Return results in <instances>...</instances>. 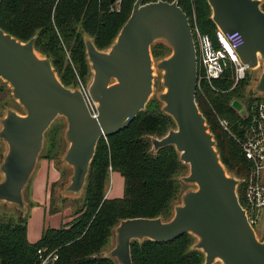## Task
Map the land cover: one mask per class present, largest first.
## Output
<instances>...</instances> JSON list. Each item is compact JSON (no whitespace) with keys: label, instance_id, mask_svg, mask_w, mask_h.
Returning <instances> with one entry per match:
<instances>
[{"label":"water","instance_id":"obj_1","mask_svg":"<svg viewBox=\"0 0 264 264\" xmlns=\"http://www.w3.org/2000/svg\"><path fill=\"white\" fill-rule=\"evenodd\" d=\"M207 3L218 29L242 36L243 45L236 54L247 70L264 65L262 1ZM156 42L171 51L156 69L162 73L164 92L158 96L162 112L172 118L175 129L160 139H151L152 149L173 146L180 162L188 166V175L181 181L197 188L182 195L169 221H121L114 230L115 246L106 256L117 264H132V241L167 243L190 234L197 240L193 248L204 254V264H264V239L259 241L249 225L237 198L238 180L222 164L195 102L196 52L189 20L176 2L144 4L136 0L130 17L106 51H98L86 39L92 72L87 90L95 116L79 89L63 86L50 60L37 54L34 39L21 43L0 28V79L10 86L13 99L25 112L19 115L7 110L0 119V141L7 147L0 164V203L21 212L25 209L23 191L43 148L45 132L57 117H63L67 124L68 148L63 161L72 169L65 192H82L98 140L127 128L149 101L153 86L151 47ZM253 90L264 95V66ZM232 107L244 115L238 102L233 101Z\"/></svg>","mask_w":264,"mask_h":264},{"label":"trees","instance_id":"obj_2","mask_svg":"<svg viewBox=\"0 0 264 264\" xmlns=\"http://www.w3.org/2000/svg\"><path fill=\"white\" fill-rule=\"evenodd\" d=\"M157 1L143 0V3ZM160 1L176 2L189 22L193 5L197 28L214 40L216 26L207 0ZM135 2L121 0L119 11L111 12L110 0H1L0 28L21 43L34 39L35 51L50 60L63 86L73 89L79 81L85 85L83 77L89 72L86 39L98 51L108 50L130 17ZM261 10L264 12V1ZM162 46L169 53L170 49ZM154 48L155 45L151 47V55ZM233 73L234 67L229 66L222 78L214 81L215 90L202 81L200 89H196L195 102L227 172L245 178L251 165L232 135L241 137L247 118L232 107V102L241 104L249 114L260 98L246 94L247 71L245 78L235 85ZM220 118L228 122L232 135L220 128ZM173 125L172 118L162 110L158 113L142 110L127 128L98 140L83 188V204L75 218L62 227L43 230L35 243L27 240V225L21 217L0 219V264H40V250H44L43 256L54 253L57 259L51 264H117L104 251L121 221L160 218L166 222L173 217L176 206L173 204L181 190L173 177L184 166L173 146L154 151L151 145V139L164 137ZM110 171L123 179L120 198H105ZM243 186L237 187L236 193L244 207ZM192 239L195 237L184 234L167 243L132 241V264H204V254L193 248Z\"/></svg>","mask_w":264,"mask_h":264},{"label":"rangeland","instance_id":"obj_3","mask_svg":"<svg viewBox=\"0 0 264 264\" xmlns=\"http://www.w3.org/2000/svg\"><path fill=\"white\" fill-rule=\"evenodd\" d=\"M190 2L192 1L190 0ZM119 9L115 12H118ZM189 13L191 14V22L196 24V13L193 5L191 6ZM162 44L164 43L156 42L154 44V54L152 55V94L147 102L148 106L146 105L147 107H145L144 112L146 110V112L158 113L162 110L163 104L159 101L158 96L164 92V88L162 86V73L156 69V64L165 58V56L167 57L171 52L169 51L168 53ZM37 54L41 57L44 56L38 52ZM263 66L264 65L261 63L257 69L247 70L249 78L246 94L253 96V98L259 97L260 100H264V95L255 94L253 88ZM88 69V75L83 77L85 85H88L92 79V72L89 63ZM233 75L235 85L237 83L235 82V72ZM74 86L75 84L70 87ZM7 110H12L19 115H24L25 113L21 106L13 99L10 86L0 79V119L5 116ZM66 128L67 124L65 119L63 117H57L46 131L43 148L39 154L35 169L23 191V199L25 203V209L23 212L20 211V213L15 207L0 203V219L6 220L11 218L16 220L21 217L27 225L28 240L30 242H35L45 229H56L70 223L75 218L76 213L80 210V207L83 204V190L79 195L65 192V187L69 184L70 177L72 176V169L63 161V156L68 148V143L65 139ZM170 129L174 130L175 124L173 127L171 126ZM6 152L7 147L5 143L0 141V164L3 161ZM182 165L185 168L182 167L180 172L173 177L181 186L180 194L173 204L176 206L181 204V197L186 191L196 190L197 188L195 185L185 184L181 181L182 177L188 175V166L183 163ZM111 172L112 171L109 172L108 176V195L110 197L120 198L123 193V179L120 175ZM229 175L234 176V178L238 180V188L244 185L246 177L239 178L234 172H230ZM2 178L3 176L0 173V181ZM261 184L264 186V169L261 171ZM236 191L238 190L236 189ZM173 214L174 210L171 215L173 216ZM253 230L257 239L262 241L264 239V210L253 227ZM192 242L193 244H196L197 240L192 239ZM114 246L115 233L104 252L107 254Z\"/></svg>","mask_w":264,"mask_h":264},{"label":"built area","instance_id":"obj_4","mask_svg":"<svg viewBox=\"0 0 264 264\" xmlns=\"http://www.w3.org/2000/svg\"><path fill=\"white\" fill-rule=\"evenodd\" d=\"M120 4L121 0H113L109 9L117 11ZM189 25L197 59V89H200L202 81L214 89V81L220 80L229 66L234 67L235 82L242 80L247 68L239 61L236 54V50L243 45L242 36L238 32H222L216 27L212 40L208 35L202 34L195 23L189 22ZM77 88L90 113L95 116L96 108L88 94L87 85L79 81ZM241 116L247 118L246 124L241 129V137L231 134L226 120L218 119V124L223 131L232 135L244 159L251 165L243 186L244 207L240 206L253 228L264 210V186L261 184V171L264 169V100L254 102L249 114L244 112ZM43 253L44 250L38 251L40 264L57 259L54 253L47 256H43Z\"/></svg>","mask_w":264,"mask_h":264},{"label":"crops","instance_id":"obj_5","mask_svg":"<svg viewBox=\"0 0 264 264\" xmlns=\"http://www.w3.org/2000/svg\"><path fill=\"white\" fill-rule=\"evenodd\" d=\"M112 173V172H111ZM108 186H109V178H108V181H107V186H106V192H105V198H107V199H113V198H115V197H110L109 195H108ZM123 194V193H122ZM122 197V196H121ZM119 198V197H118ZM41 236V235H40ZM40 238V237H39ZM39 238L36 240V241H38L39 240ZM27 240H28V234H27ZM29 241V240H28ZM35 241V242H36ZM30 242V241H29ZM35 242H30V243H35Z\"/></svg>","mask_w":264,"mask_h":264},{"label":"flooded vegetation","instance_id":"obj_6","mask_svg":"<svg viewBox=\"0 0 264 264\" xmlns=\"http://www.w3.org/2000/svg\"><path fill=\"white\" fill-rule=\"evenodd\" d=\"M241 105V104H240ZM241 109H243V107H242V105H241ZM244 110V109H243ZM237 112H239V111H237ZM244 112H245V110H244ZM239 114H240V112H239ZM241 115V114H240Z\"/></svg>","mask_w":264,"mask_h":264}]
</instances>
